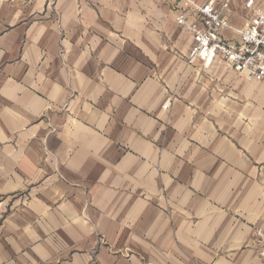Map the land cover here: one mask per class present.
<instances>
[{
  "label": "crops",
  "instance_id": "crops-1",
  "mask_svg": "<svg viewBox=\"0 0 264 264\" xmlns=\"http://www.w3.org/2000/svg\"><path fill=\"white\" fill-rule=\"evenodd\" d=\"M176 2L0 0V264H262L264 82Z\"/></svg>",
  "mask_w": 264,
  "mask_h": 264
},
{
  "label": "built area",
  "instance_id": "built-area-1",
  "mask_svg": "<svg viewBox=\"0 0 264 264\" xmlns=\"http://www.w3.org/2000/svg\"><path fill=\"white\" fill-rule=\"evenodd\" d=\"M252 1L246 2V6ZM227 2L217 6L214 0L198 2L179 0L174 9L175 22L193 39L190 58H199L208 65L215 58L224 60L235 73L264 82V12L256 8L242 28L236 29L238 39L225 40L221 30L229 27L223 14ZM253 243L264 264V224L255 228Z\"/></svg>",
  "mask_w": 264,
  "mask_h": 264
},
{
  "label": "rangeland",
  "instance_id": "rangeland-1",
  "mask_svg": "<svg viewBox=\"0 0 264 264\" xmlns=\"http://www.w3.org/2000/svg\"><path fill=\"white\" fill-rule=\"evenodd\" d=\"M178 1H179V0H177V2L175 3L174 7L172 8V9H173V12H174L175 7L177 6ZM198 2H199V1H198Z\"/></svg>",
  "mask_w": 264,
  "mask_h": 264
}]
</instances>
